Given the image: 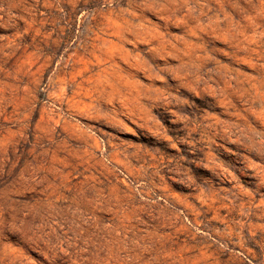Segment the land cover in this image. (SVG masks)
<instances>
[{
    "label": "rangeland",
    "instance_id": "rangeland-1",
    "mask_svg": "<svg viewBox=\"0 0 264 264\" xmlns=\"http://www.w3.org/2000/svg\"><path fill=\"white\" fill-rule=\"evenodd\" d=\"M0 264H264V0H0Z\"/></svg>",
    "mask_w": 264,
    "mask_h": 264
}]
</instances>
